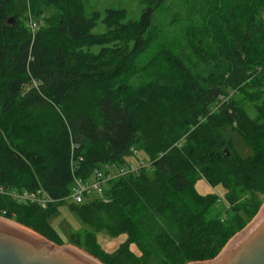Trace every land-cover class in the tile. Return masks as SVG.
Returning a JSON list of instances; mask_svg holds the SVG:
<instances>
[{"label":"trees","instance_id":"trees-1","mask_svg":"<svg viewBox=\"0 0 264 264\" xmlns=\"http://www.w3.org/2000/svg\"><path fill=\"white\" fill-rule=\"evenodd\" d=\"M143 1L131 19L122 7L86 15L82 0H32L34 14L48 10L32 33L15 0H0V187L53 199L42 208L0 193V215L62 245L48 218L74 178L140 149L149 163L114 175L104 199L68 204L93 229L68 242L82 238L104 264L211 259L262 203L264 0H207L170 40L156 24L168 0ZM41 107L51 121L33 116ZM198 178L225 188L224 215H211L218 199L196 191ZM101 229L127 238L108 253Z\"/></svg>","mask_w":264,"mask_h":264},{"label":"rangeland","instance_id":"rangeland-1","mask_svg":"<svg viewBox=\"0 0 264 264\" xmlns=\"http://www.w3.org/2000/svg\"><path fill=\"white\" fill-rule=\"evenodd\" d=\"M82 1L84 3L86 15L87 14L89 15L93 11H99L103 15L104 10L108 7H114V8L122 7L127 10V14H128L127 17L131 19L137 18L140 12L142 11V9L146 5V3L143 0H82ZM206 1L207 0H168L166 5H164L161 9L157 10L158 12L156 15V24L158 28V38L165 40L176 39L178 37L177 32L180 25L183 22L197 18V16L201 13V10L204 4L206 3ZM32 4H33L32 0H15L11 14L12 15L18 14L27 23V25L29 20L38 19L40 20V24L38 28L43 27L45 25V18L47 16L48 10L44 11V13L41 14H34L32 11ZM261 13H262V17L264 18V8L261 10ZM95 27H96L94 30L95 32H102L104 30V26L101 23V21H99L97 26ZM31 111L33 116L38 121L40 122H45L47 120L51 121V118L49 116L50 111L47 108L45 107H41L37 109L35 108ZM249 113L252 116L254 115L253 110H250ZM231 136H233V140L235 141L234 144H237L236 147H238V149L239 148L242 149L246 147L244 143L241 141V139L239 140V137L237 135L231 133ZM249 153L250 150L248 149V154ZM148 160L149 159L145 151L138 149L134 153L126 157V164L124 167L126 168L132 167L137 169L140 166L147 165L149 163ZM104 169L114 175L116 174L118 168L114 165H109L107 167H101L102 171H104ZM151 173H152V169H148V174ZM93 180H94V176L91 173L89 176H87L86 181L88 183H91L93 182ZM194 187L199 194L201 195L214 194L218 199L216 204H214L213 206L212 212H210L211 215L216 214L221 216L226 213L227 203L224 199L226 190L222 185L216 184L214 187H212L204 179L198 178L195 181ZM97 196L99 195H97L96 193L94 194L91 193L88 196H85L84 201L91 200ZM260 199L263 203L264 193L260 195ZM71 202H72L71 197L66 198L61 204H58L59 206L57 211L51 214V216L48 218L49 224L54 228V230H56L55 232L58 233L62 242L68 245L71 244L68 241H70V236L73 233H83L89 229L93 230L87 224L82 222L75 212L70 210L68 204ZM250 220L246 224H248ZM95 234H96L97 243L104 251L108 253L114 252L116 248L119 246V244L124 242L127 238L126 234L124 233L112 235L106 229L96 230ZM80 242L82 243L81 247H77L75 245L74 246L88 253V251L85 249V246L83 245L85 243H83L84 241L82 238ZM131 249L133 251L137 250L135 245L133 244L131 245Z\"/></svg>","mask_w":264,"mask_h":264},{"label":"water","instance_id":"water-1","mask_svg":"<svg viewBox=\"0 0 264 264\" xmlns=\"http://www.w3.org/2000/svg\"><path fill=\"white\" fill-rule=\"evenodd\" d=\"M0 264H104L71 244L58 245L0 215ZM186 264H264V201L248 224L220 252Z\"/></svg>","mask_w":264,"mask_h":264},{"label":"built area","instance_id":"built-area-1","mask_svg":"<svg viewBox=\"0 0 264 264\" xmlns=\"http://www.w3.org/2000/svg\"><path fill=\"white\" fill-rule=\"evenodd\" d=\"M40 20L38 19H33L29 20L28 26L32 33H34L37 28L39 27ZM129 170H135V168L129 167H121L117 169L116 174L114 175H122L126 173ZM92 174L94 176V180L91 183H88L86 181L87 178H80V177H75L73 180V184L71 187V192H70V197L71 199L76 202L80 203L84 200L85 196H88L91 193H96L104 199V188L107 182L114 176L113 174L109 173L108 171H102L101 169H94L92 171ZM0 193H7L10 194L15 200L18 202L26 203H35L42 208L47 207L49 203L53 201V199L48 195L47 192H44L43 189H38L36 191H18V190H4L2 187H0Z\"/></svg>","mask_w":264,"mask_h":264}]
</instances>
